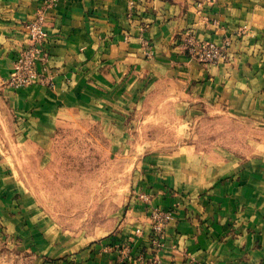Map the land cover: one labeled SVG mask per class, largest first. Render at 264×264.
I'll return each mask as SVG.
<instances>
[{"label":"crops","instance_id":"0c3cea01","mask_svg":"<svg viewBox=\"0 0 264 264\" xmlns=\"http://www.w3.org/2000/svg\"><path fill=\"white\" fill-rule=\"evenodd\" d=\"M43 4L0 0V84L10 116L1 130L10 155L0 146V264H145L152 257L264 264V148H247L245 158L223 157L218 148L213 156L202 148L148 150L131 168L124 207L83 233L41 204L12 159L15 144L28 154L46 151L60 127L83 119L98 121L106 137L125 136L123 123L162 111L177 121L203 107L264 119V0H57L43 21L52 86L8 88L28 42L24 24ZM187 33L217 44L230 39L228 57L208 65L191 59ZM153 207L172 214L158 249Z\"/></svg>","mask_w":264,"mask_h":264},{"label":"rangeland","instance_id":"374dc122","mask_svg":"<svg viewBox=\"0 0 264 264\" xmlns=\"http://www.w3.org/2000/svg\"><path fill=\"white\" fill-rule=\"evenodd\" d=\"M188 42L186 36L183 39L185 50L190 46ZM214 44L220 55L204 65L228 57L230 39ZM190 52L188 50L191 59L198 61ZM47 66L53 78L48 62ZM2 88L0 84V146L1 154L9 156L3 147L9 139L1 132L7 131L10 120ZM202 109L201 113L179 121L171 119L168 111L148 114L147 119L136 122L137 126L134 121H127L123 123L127 126L126 135L119 137H106L98 121L83 119L63 125L56 136H51V145L46 151L28 154L27 147L14 145L12 159L16 175L66 228L89 232L99 226L109 212L124 207L118 203L131 178V168L148 150L176 152L180 148H202L210 149L206 154L213 156L214 149L218 148L223 157L233 154L245 158L247 148H254L253 151L264 148V119L260 114ZM17 141L15 138V143ZM116 148L127 149L118 151ZM156 208L160 207L150 210L151 226L152 212Z\"/></svg>","mask_w":264,"mask_h":264},{"label":"built area","instance_id":"2783aa9c","mask_svg":"<svg viewBox=\"0 0 264 264\" xmlns=\"http://www.w3.org/2000/svg\"><path fill=\"white\" fill-rule=\"evenodd\" d=\"M57 0H44V4L40 7L35 15L24 24L27 32L28 42L22 46L14 60L12 70L6 80V85L11 88L26 87L31 84L39 83L52 86L53 78L50 69L47 66L49 52L44 47V42L48 37L43 27L45 11L53 6ZM188 50L192 57H195L202 64L211 62L220 55L219 48L212 42L198 41L191 33H187ZM171 211L156 208L152 212L153 219V242L155 249L160 248L162 243V234L166 223L171 219ZM156 257L149 258L145 264H158Z\"/></svg>","mask_w":264,"mask_h":264}]
</instances>
